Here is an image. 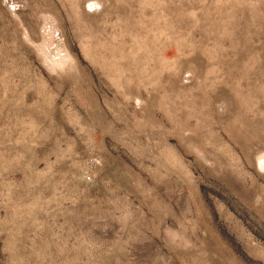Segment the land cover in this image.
<instances>
[{
    "label": "rangeland",
    "instance_id": "obj_1",
    "mask_svg": "<svg viewBox=\"0 0 264 264\" xmlns=\"http://www.w3.org/2000/svg\"><path fill=\"white\" fill-rule=\"evenodd\" d=\"M0 264H264V0H0Z\"/></svg>",
    "mask_w": 264,
    "mask_h": 264
}]
</instances>
